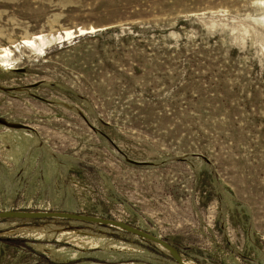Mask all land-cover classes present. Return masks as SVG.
I'll return each mask as SVG.
<instances>
[{
  "label": "rangeland",
  "instance_id": "374dc122",
  "mask_svg": "<svg viewBox=\"0 0 264 264\" xmlns=\"http://www.w3.org/2000/svg\"><path fill=\"white\" fill-rule=\"evenodd\" d=\"M256 1L0 0V213L121 222L183 264H264ZM0 264L177 262L115 226L14 214Z\"/></svg>",
  "mask_w": 264,
  "mask_h": 264
},
{
  "label": "water",
  "instance_id": "95a60500",
  "mask_svg": "<svg viewBox=\"0 0 264 264\" xmlns=\"http://www.w3.org/2000/svg\"><path fill=\"white\" fill-rule=\"evenodd\" d=\"M80 35V33L78 34ZM18 215L21 218L24 219H67V220H79V221H84V222H90V223H96V224H102V225H109V226H115L117 228L123 229L124 231L135 235V236H140L141 238L150 241L152 243L158 244L161 247L165 248L169 252H171L174 255V258L177 262V264H183V259L180 258L178 252L168 246L164 241L159 240L155 236L144 232L142 230L130 227L124 223L121 222H115L111 220H104L100 218H90L86 216H80V215H74V214H69V213H58V212H22V213H0V218H4L7 216H12V215Z\"/></svg>",
  "mask_w": 264,
  "mask_h": 264
},
{
  "label": "bare ground",
  "instance_id": "6f19581e",
  "mask_svg": "<svg viewBox=\"0 0 264 264\" xmlns=\"http://www.w3.org/2000/svg\"><path fill=\"white\" fill-rule=\"evenodd\" d=\"M257 2V6H259V5H261V6H263L264 5V0H257L256 1ZM92 31H93V29H92ZM86 32H88L87 30L86 31H84L83 29H78V30H72V29H69V30H64L62 33H59V35H58V39H60V40H62V41H64V40H66V42L67 41H69V39L71 38V37H73L74 35H76V36H78V34L80 33V34H84V33H86ZM37 40L39 41H41L42 43V46L44 45L45 46V43H44V39H43V37L41 36V35H35L33 38H31V39H28V40H22V46L23 47H28V48H34V49H39L40 48V45L38 46L37 45ZM44 40V41H43ZM46 42V41H45ZM40 43V42H39ZM10 56V51H9V49H7V48H2L1 50H0V62L2 63V65H4L5 63H7V58ZM185 264H190V263H185Z\"/></svg>",
  "mask_w": 264,
  "mask_h": 264
},
{
  "label": "trees",
  "instance_id": "16d2710c",
  "mask_svg": "<svg viewBox=\"0 0 264 264\" xmlns=\"http://www.w3.org/2000/svg\"><path fill=\"white\" fill-rule=\"evenodd\" d=\"M2 241L7 243H24V240H20V239H3Z\"/></svg>",
  "mask_w": 264,
  "mask_h": 264
}]
</instances>
